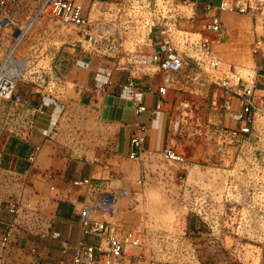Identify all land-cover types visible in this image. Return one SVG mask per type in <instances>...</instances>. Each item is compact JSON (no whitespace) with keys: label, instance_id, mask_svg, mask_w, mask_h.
I'll return each instance as SVG.
<instances>
[{"label":"built area","instance_id":"obj_1","mask_svg":"<svg viewBox=\"0 0 264 264\" xmlns=\"http://www.w3.org/2000/svg\"><path fill=\"white\" fill-rule=\"evenodd\" d=\"M141 2L144 0H0V264H44L43 255L33 245L34 240L45 241L52 217L44 213L48 205L43 208V202L32 203L33 195H40L34 184L38 178L79 189L81 231L93 239L88 242L83 236L74 247L61 241L56 264H123L127 248L142 246V236L133 238L121 230L119 220L104 218L113 215V206L119 200L131 196L127 186H111L112 171L107 176L68 180L57 169L40 168L36 163L40 147L29 144L41 111L40 106H31L29 89L54 100L73 89L53 67L62 42L51 39L62 36L68 28L76 31L81 54L98 56L120 69L123 85L119 91L130 97L137 113L145 110L142 95L151 90V78L156 73L161 79L154 92L161 100L169 90H176L180 81L203 86L206 92L201 116L189 108L182 112L177 104L170 110L168 142L160 156L166 162L184 165L186 159L178 148L189 146L202 147L204 161L230 159L236 170L230 178L250 179L253 185L243 192L259 197L248 205L234 207L264 211V140L255 139L257 120L264 119V94L259 93L253 79L244 81L231 65L221 63L207 38L192 43L172 38L173 27L181 23L192 27L195 23L220 42L226 36L220 14L243 13L248 7L241 0H219L217 5H206L200 14L197 0ZM145 48L151 54L141 64L134 54ZM138 64L147 69L155 65L156 69L151 74L149 69L135 75ZM139 80L145 86L138 88ZM105 83H99L101 89ZM90 119L95 125H90ZM62 128L64 132H59ZM142 131V127L137 128L130 136L129 160H141L145 155ZM112 135L111 125L101 120L93 106L66 101L46 141L54 155L66 151L68 156L63 157L68 161H88L84 152L91 151L89 161L108 169L110 154L116 150ZM98 138L104 147L97 146ZM11 140L29 149L20 157L21 167L5 163ZM102 182L108 189L101 188ZM57 191L61 196L69 195L62 186ZM127 208L133 209L131 204ZM156 238L163 243L173 241L169 232ZM154 256L153 262H161L156 264H172L169 252Z\"/></svg>","mask_w":264,"mask_h":264},{"label":"rangeland","instance_id":"obj_2","mask_svg":"<svg viewBox=\"0 0 264 264\" xmlns=\"http://www.w3.org/2000/svg\"><path fill=\"white\" fill-rule=\"evenodd\" d=\"M241 4L248 7L243 13L223 12L226 36L214 44L213 48L221 63L231 65V70L236 72L237 76L242 78L244 70L249 73L248 77L242 79L249 82L253 79L255 87L263 94L264 78L259 75L264 76V0H241ZM206 32L201 30L199 24L194 23L190 27L181 23L180 26L173 27L172 38L175 41L181 42V39H185L187 43H192L203 40ZM76 39L74 29L69 32L64 29L62 36H54L51 42H62L64 51L74 46L75 52L80 53ZM150 54L151 50L145 48L134 54L135 60L142 64ZM83 56L81 54L78 59ZM98 62L101 64L95 62L98 66L95 72L105 78L111 75L112 72L110 73L106 66L108 63ZM137 66L140 69L136 68L135 75L139 76L149 69L151 74L156 69L151 66L147 69L145 65L139 64ZM118 74L120 69L115 71V76ZM105 78H100V83L105 82ZM160 79V74H154L151 78V88L156 87ZM205 92V88L200 84L180 81L176 90L167 92L171 111L177 104L182 112L189 108L194 114L201 116ZM82 100V103L88 104L86 97L83 96ZM93 101L90 105L94 109L101 106L100 97ZM257 121L255 139L264 140V119ZM88 122L92 126L95 125L93 119ZM59 130L64 132L63 128ZM121 133L124 138L126 131ZM54 139H57L56 136ZM119 149L125 151L120 147ZM151 150L153 149L144 150L145 155L141 160L132 161L127 157L119 163L117 158L108 160L111 164L108 168L112 169L109 175L111 186L125 185L130 189L131 196L119 200L113 215H106L104 218L110 221L119 220L121 230L126 234L131 233L133 238L142 236L141 241L143 240L141 247L126 249L127 256L123 264H156L158 261L153 262L156 261L154 255L161 251L173 255L170 259L172 264H264V211L234 207V204L248 205L259 198L243 192L249 189L253 182L246 178L231 179L230 175L236 173V170L230 159H223L218 163L204 161L202 147L178 148L186 159L184 165L166 162L161 158L160 151ZM46 151L57 159L67 155L66 151L54 155L49 145L43 150V154ZM8 153L10 155L7 156L8 159L5 158V163L21 167L20 157L26 154L25 147H20L16 141L11 140ZM96 168L97 176L108 175L109 169L106 167L98 164ZM34 184L40 195H33L32 203L40 204L48 200L49 204L44 213L47 218L52 219L45 241L34 240L33 246L41 256L43 255L44 264H56L61 253L60 242L65 241L74 247L84 235L78 215L73 213L72 207L67 203L69 195L65 197L58 194L60 183H47L38 178ZM101 188L108 189L107 184L103 183ZM79 198L81 202L82 197ZM55 204L61 205L58 212H55ZM129 204L133 209L127 208ZM75 206L79 209L80 204ZM165 232L173 235L171 243L157 240L156 236ZM53 233H57V236L54 237ZM85 240L92 242L93 239ZM131 255L137 256L130 257Z\"/></svg>","mask_w":264,"mask_h":264},{"label":"crops","instance_id":"obj_3","mask_svg":"<svg viewBox=\"0 0 264 264\" xmlns=\"http://www.w3.org/2000/svg\"><path fill=\"white\" fill-rule=\"evenodd\" d=\"M218 3L219 0H197V8L201 14L206 5H217ZM220 17L221 19L223 18V12L220 14ZM204 35V38L210 41L211 47L214 50L213 45L218 42L213 38V34L206 32ZM68 49V51H64V48L61 47L55 56L53 67L63 76L65 82L73 86L72 91L59 95L56 100L35 94L36 90L34 88H30L28 91L31 106L41 107L29 142L31 147H40L36 160L37 165L40 168L52 167L57 169L60 175H64L68 180L79 177H99L97 176L96 168L98 164L89 161L93 155L91 151L84 152L88 161H68L69 159L67 160L65 157H58L57 159L56 156H52L47 151L43 154V150H46L49 145L46 141V136L59 117L61 104L66 101L84 104L82 103L83 96L87 99V105L94 102L95 98H101V106H98L95 111H97V114L99 113L102 121H106L111 125L114 133L111 138L115 143L116 150L115 153L110 154V159L117 158L118 163L126 159V155L130 149V136L137 128L141 127L143 129L141 132L142 149H153L151 151L162 150L168 142L167 131L169 129V112L171 110L167 94L165 99L161 100L154 92L155 87L151 88L150 91H145L142 95V104L145 106V110L137 113L136 106L133 105L130 97L119 91L123 83L120 79L121 74L115 76L117 68L105 59L95 55L82 54L84 56L78 59L81 54L75 52L73 46ZM97 60L108 63L106 66H108L110 73L112 72L111 75L105 78L95 72L98 67L96 63H99ZM100 78H105L107 81L105 85L101 86L102 89L99 86ZM143 86H145L144 81L139 80L137 87ZM122 131H126L124 138L121 135ZM96 141L97 146H105L101 138H98ZM119 147L125 151H120ZM89 153L91 154L89 155ZM108 169L112 171L111 168ZM60 186L69 191L70 199L67 203L72 207L73 213L78 215V208L75 205L80 203L79 189L73 186L67 188L63 185ZM55 205V212H58L61 209V205H58L59 207L57 204Z\"/></svg>","mask_w":264,"mask_h":264},{"label":"bare ground","instance_id":"obj_4","mask_svg":"<svg viewBox=\"0 0 264 264\" xmlns=\"http://www.w3.org/2000/svg\"><path fill=\"white\" fill-rule=\"evenodd\" d=\"M145 3V0H144V2H141V4H144ZM67 32H69V31H71L70 29H68V30H66ZM57 45H60L59 43H56ZM153 67L155 68V65H153ZM244 72V74L242 75L243 77L242 78H244V77H248L249 76V73H247L245 70L243 71ZM49 203H48V200L47 201H43V203L41 204V206L40 207H46L47 205H48ZM115 206L116 205H114L113 206V208H115ZM254 263V262H253Z\"/></svg>","mask_w":264,"mask_h":264},{"label":"trees","instance_id":"obj_5","mask_svg":"<svg viewBox=\"0 0 264 264\" xmlns=\"http://www.w3.org/2000/svg\"><path fill=\"white\" fill-rule=\"evenodd\" d=\"M16 143H18V145H19L20 147H25L26 152L29 150L28 147H27L25 144H21V143H19V142H17V141H16ZM11 144H12V143H11ZM12 146H13V145H12ZM6 159H8V157H6Z\"/></svg>","mask_w":264,"mask_h":264}]
</instances>
